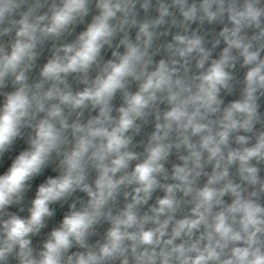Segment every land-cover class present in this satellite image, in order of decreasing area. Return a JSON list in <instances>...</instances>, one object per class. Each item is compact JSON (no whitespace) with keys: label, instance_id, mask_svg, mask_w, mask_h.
<instances>
[{"label":"clouds","instance_id":"9594fccd","mask_svg":"<svg viewBox=\"0 0 264 264\" xmlns=\"http://www.w3.org/2000/svg\"><path fill=\"white\" fill-rule=\"evenodd\" d=\"M0 264H264V0H0Z\"/></svg>","mask_w":264,"mask_h":264}]
</instances>
